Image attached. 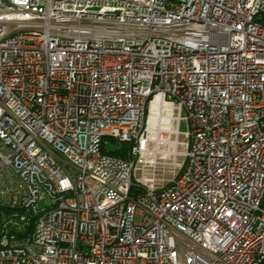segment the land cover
Returning a JSON list of instances; mask_svg holds the SVG:
<instances>
[{
  "label": "built area",
  "instance_id": "2783aa9c",
  "mask_svg": "<svg viewBox=\"0 0 264 264\" xmlns=\"http://www.w3.org/2000/svg\"><path fill=\"white\" fill-rule=\"evenodd\" d=\"M0 264H264V0H0Z\"/></svg>",
  "mask_w": 264,
  "mask_h": 264
},
{
  "label": "bare ground",
  "instance_id": "6f19581e",
  "mask_svg": "<svg viewBox=\"0 0 264 264\" xmlns=\"http://www.w3.org/2000/svg\"><path fill=\"white\" fill-rule=\"evenodd\" d=\"M161 100H159L158 98L156 99V101L154 102L153 105V120L154 122H156L157 125H164L166 128H168V126L171 123V116L170 114L163 116L162 115V110L164 108V105L161 104ZM160 103V104H158Z\"/></svg>",
  "mask_w": 264,
  "mask_h": 264
},
{
  "label": "rangeland",
  "instance_id": "374dc122",
  "mask_svg": "<svg viewBox=\"0 0 264 264\" xmlns=\"http://www.w3.org/2000/svg\"><path fill=\"white\" fill-rule=\"evenodd\" d=\"M182 128H183V129H186V128H187V126H186L185 123H183ZM117 147H118V144H117V143H114L113 141H109V142L107 143V148H108V149H115V148H117ZM13 212H14L13 209H7V213L9 214V216L14 215Z\"/></svg>",
  "mask_w": 264,
  "mask_h": 264
},
{
  "label": "trees",
  "instance_id": "16d2710c",
  "mask_svg": "<svg viewBox=\"0 0 264 264\" xmlns=\"http://www.w3.org/2000/svg\"><path fill=\"white\" fill-rule=\"evenodd\" d=\"M117 156H123L124 154L122 153V152H119V151H116V152H114ZM34 226V222L31 224V226H30V230H32V227ZM29 230V231H30Z\"/></svg>",
  "mask_w": 264,
  "mask_h": 264
},
{
  "label": "water",
  "instance_id": "95a60500",
  "mask_svg": "<svg viewBox=\"0 0 264 264\" xmlns=\"http://www.w3.org/2000/svg\"><path fill=\"white\" fill-rule=\"evenodd\" d=\"M39 205H44V200H41Z\"/></svg>",
  "mask_w": 264,
  "mask_h": 264
}]
</instances>
